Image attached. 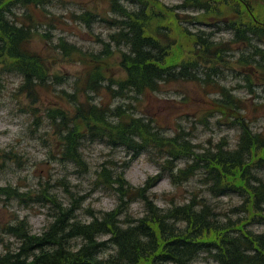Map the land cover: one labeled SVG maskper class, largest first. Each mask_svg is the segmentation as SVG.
Returning a JSON list of instances; mask_svg holds the SVG:
<instances>
[{
	"label": "trees",
	"instance_id": "obj_1",
	"mask_svg": "<svg viewBox=\"0 0 264 264\" xmlns=\"http://www.w3.org/2000/svg\"><path fill=\"white\" fill-rule=\"evenodd\" d=\"M54 1L0 0V62L9 71L24 77L22 89L28 91L49 88L46 83L52 66L51 59L32 45L35 28L29 11L44 8ZM107 1L117 18L111 20L110 15L103 17L93 12H86L81 18L90 24L100 16L117 30L110 36L111 41L128 47L119 58L126 73L123 79L117 80L119 94L145 96L160 91L165 83L185 80L195 83L202 72L207 86L211 88L214 84L220 92L216 111L227 120L236 119L234 123L241 132L237 147L228 148L222 141L215 148L196 154L191 165L171 176L175 184L178 180L190 181L201 174L203 168L202 180L209 192L215 196L239 195L243 200L239 213L243 216L223 219L213 210L217 219L212 220L206 211L209 206L203 204L207 201L195 196L183 204L172 202L164 209L149 194L160 176L150 178L142 187H134L120 175L115 181L119 185L116 188L120 199L117 206L83 223L77 219L73 205L64 207L45 189L38 198L53 202L56 209L53 221L41 234H34L26 219L9 225L8 233L16 236L21 245L16 254L0 257V264H198L201 255L212 258L217 264H264V232L253 228L260 219L264 220V178L259 175L264 171V131L253 132L246 118L239 115L242 110L239 99L212 77L220 71L219 67L227 61L230 52L237 49L235 46L243 45L248 52L236 59V64H243V69L252 71L260 82H264V20L252 17L248 0H181L174 6L176 11L191 9L197 13L193 16L174 14V36L187 40L176 46L171 44L175 39L170 38L169 24H153L155 18L164 21L163 7L157 0H129L137 5L136 9L121 5L120 0ZM17 8H24L26 12L18 13ZM218 14L222 18L216 23L206 21ZM194 22L227 27L234 36L229 41H218L214 32L192 33L188 28ZM59 46L65 51L80 53V48L69 46L63 39ZM113 52L107 48V56H97L90 66L83 88L86 96L78 103L74 119L78 123L63 122L68 129L63 137L66 150L77 160L82 139L87 134L82 130H89L90 134L106 138L117 146L139 151L167 147L168 157L179 158L175 153L177 136L158 135L148 124L124 115L123 110L117 113L109 107L93 104L91 93H100L106 82L113 81L106 79L101 66V59L110 57ZM55 113L61 114V110L51 111L50 117L57 120L60 117L53 116ZM166 138L172 142H164ZM172 161L166 159L168 164ZM103 178L109 181L111 177L103 174ZM207 178L212 183L206 181ZM18 195L15 189L0 187V198ZM137 197L142 199L145 212L141 217L131 219L125 211ZM75 238H80L81 243H73ZM107 249L113 252L102 255Z\"/></svg>",
	"mask_w": 264,
	"mask_h": 264
},
{
	"label": "rangeland",
	"instance_id": "obj_2",
	"mask_svg": "<svg viewBox=\"0 0 264 264\" xmlns=\"http://www.w3.org/2000/svg\"><path fill=\"white\" fill-rule=\"evenodd\" d=\"M248 1L257 15L264 20V1ZM156 2L163 7L161 15L164 21L155 18L153 24H169L170 38L175 39L171 41L172 45L187 43V40L174 36L176 27L173 16L175 13L193 16L195 11H176L173 5L180 4L181 0ZM120 4L137 8L129 0H120ZM87 10L95 11L103 17L109 14L112 18L118 17L111 12V5L107 0H55L54 3L37 9L39 26L33 34L32 45L52 61L51 76L46 83L48 89H22V75L9 71L0 62V186L19 192L15 197L0 198V257L9 253L16 254L21 245L16 236L8 233L9 225L26 219L31 231L41 234L53 221L56 212L53 202L38 198L45 189L64 207L73 205L77 219L84 223L117 206L120 199L116 188L119 185L115 181L120 175L134 187L143 186L149 178L160 175L161 178L157 179L149 194L164 209L172 202L183 204L195 196L199 200L207 201L203 204L209 206L206 211L212 220L217 219L213 210L220 213L223 219H238L243 216L239 213L243 204L242 198L237 194L215 196L209 192L202 180L203 168L200 169L201 174L190 181L178 180L176 185L170 176L171 173L177 174L179 169L191 165L196 154L207 148L213 149L222 141L228 148L237 147L241 132L234 123L236 119L225 120L219 114L212 113V103L215 104V99L221 97L215 93L218 92L216 86H207V81L204 80L206 76L202 72L199 74L200 82L185 80L180 83H165L160 92L145 96L134 97L133 93L120 95L117 80L123 79L126 73L119 64V50H127L128 47L111 41L110 36L117 30L112 24L101 20L100 16L91 26L72 16V13L82 14ZM16 11L25 12L24 8H17ZM189 27L188 30H193L192 33L214 30L212 26L196 22ZM232 36L230 30L219 31L216 40L229 41ZM62 39L69 46L80 48V53L60 48ZM106 47L114 52L110 57L101 59V66L106 79L113 81L106 82V87L109 88H103L99 94L91 93L94 96L93 104L110 106L117 113L124 110L126 116L141 117L142 123L148 124L158 135H178L175 153L179 158L168 157L167 147L145 149L137 154L133 149L93 138L88 130H82L83 134H87L82 139L81 158L79 154L77 160L71 158L63 140L68 130L63 122L78 123L74 119L78 112V103L86 96L83 88L86 87L87 73L97 56H107ZM235 47L237 49L230 52L227 61L219 67L220 71L213 73L212 77L239 99L242 109L239 115L246 118L253 132H262L264 82H260L252 71L243 70V64H236V59L248 51L243 49V45ZM185 50L187 51L186 47ZM57 109L61 110V114L55 113L53 116L61 119L54 120L50 117L51 110ZM126 109L129 110L125 111ZM149 120L154 124H149ZM155 126L160 131L157 132ZM164 142L171 143L172 140L166 138ZM166 159L173 161L168 164ZM258 171L257 169L256 172ZM103 174L111 177L110 180H105ZM259 175L264 178V171ZM206 181L210 182L208 178ZM125 212L129 213L131 219L141 217L145 212L142 199L137 197L133 200ZM253 228L264 232V220L260 219ZM73 243L80 244L81 239L75 238ZM111 252L112 249H107L102 255H109ZM198 264L217 263L212 258L201 255Z\"/></svg>",
	"mask_w": 264,
	"mask_h": 264
},
{
	"label": "bare ground",
	"instance_id": "obj_3",
	"mask_svg": "<svg viewBox=\"0 0 264 264\" xmlns=\"http://www.w3.org/2000/svg\"><path fill=\"white\" fill-rule=\"evenodd\" d=\"M157 1H160V0H157ZM16 10V9H15ZM25 10V9H24ZM25 12H26V10H25ZM37 9L34 11V10H31V11H29V14H31V17L33 18V25H34V28H35V32H36V30L38 29V26H39V23H38V17H37ZM86 12H93V13H95V14H97L95 11H91V10H87V11H85L84 13H82V14H76V13H72V16L75 18V19H79V20H81V21H83V22H85L82 18H81V16L83 15V14H85ZM97 15H99V14H97ZM156 15H158V14H156ZM96 19H97V17H96ZM95 19V20H96ZM95 20H94V22H95ZM109 20H110V18H109ZM93 22H91L90 24H88V26H91V24H92ZM135 26V25H134ZM129 27V26H128ZM115 28V27H114ZM134 28V27H133ZM116 29V28H115ZM140 34V33H139ZM256 41V40H255ZM120 45H125V44H121L120 43ZM123 51H125L124 49H120L119 50V52H120V55H122L121 54V52H123ZM248 80V82H249V79H247ZM199 82H200V80H198ZM197 81V82H198ZM206 89V88H205ZM207 90V89H206ZM209 92V91H208ZM215 93L216 94H220V92H216L215 91ZM125 94H129V93H120V95H125ZM221 95V94H220ZM111 110H112V108L110 107V106H108ZM129 109H126L125 111H128ZM113 111H116V109H114ZM120 111V110H119ZM124 111V110H123ZM121 112V111H120ZM127 117H133V116H127ZM134 118H136L137 120H139L140 122H142L143 121V118H141V117H134ZM150 123H152L150 120H149V124ZM152 124H154V123H152ZM155 127H157V126H155ZM159 129V127H157V130ZM95 133H97L96 131H95ZM174 136H177L178 137V135H174ZM148 139V138H147ZM77 146V145H76ZM77 148V147H76ZM77 150V149H76ZM263 234V233H262ZM101 250V249H100ZM99 251V250H98ZM101 252H102V250H101ZM209 252V251H208ZM211 252V251H210ZM199 254V253H198ZM193 258H194V256H193ZM193 258H192V260H193ZM103 260H104V258H103ZM220 260V259H219ZM40 262V261H39ZM44 262V261H43ZM105 262V261H104ZM190 263V262H189ZM105 264V263H104Z\"/></svg>",
	"mask_w": 264,
	"mask_h": 264
}]
</instances>
